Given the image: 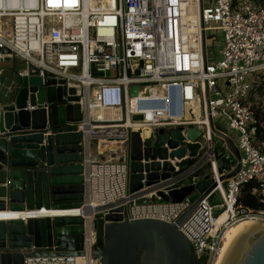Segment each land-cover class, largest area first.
Wrapping results in <instances>:
<instances>
[{"label":"built area","instance_id":"built-area-1","mask_svg":"<svg viewBox=\"0 0 264 264\" xmlns=\"http://www.w3.org/2000/svg\"><path fill=\"white\" fill-rule=\"evenodd\" d=\"M101 1L0 0V64L18 62V81L35 76L44 88L50 80L54 88L74 89L78 102L70 104L79 105L81 111L77 132L82 137L83 199L76 213L69 215L83 221L80 255L63 253L26 259L24 264H100L93 256V223L98 215L174 223L189 204L141 205L140 199L156 197V192L129 193L130 135L137 132L141 143L150 140L153 146L158 129L194 127L202 133L197 164L215 169L214 152H222L218 147L230 156L220 139L214 143L211 131V127L217 129L214 120L223 117L227 129L238 134L236 147L243 153L240 170L225 187L220 182L222 189L215 176L221 205L210 207L203 200L178 227L203 264H210L222 246L226 227L264 222V209H242L238 204L248 185L247 193L264 204V142L256 141L259 124L248 103L256 80L264 74V4L253 0H108L99 5ZM187 16L196 19L195 27L189 26ZM218 32L224 47L221 59L213 62L208 49ZM15 84L11 81L6 93ZM133 88L136 95H131ZM189 106L203 113L201 121L187 119ZM49 107L45 103L47 120ZM93 110L101 115L94 116ZM108 114H117L119 119ZM144 129L147 136H142ZM101 141L120 142L123 154L116 150L109 156L98 150L93 154L91 144ZM193 170L180 175L179 188L188 183ZM213 210L228 214L217 232H213Z\"/></svg>","mask_w":264,"mask_h":264},{"label":"water","instance_id":"water-1","mask_svg":"<svg viewBox=\"0 0 264 264\" xmlns=\"http://www.w3.org/2000/svg\"><path fill=\"white\" fill-rule=\"evenodd\" d=\"M52 85L53 81L47 80L44 88L38 77H22L10 102L0 105V211L65 210L81 204L83 149L77 132L81 111L79 105L70 104L78 98L74 89ZM131 95H136V88ZM45 103L50 105L48 120ZM211 131L230 155L214 152L215 169L197 164L202 133L194 127L158 129L153 146L150 140L141 143L137 132L131 133L129 193L156 192L157 198L140 199L141 205L186 203L189 208L171 224L159 219L129 221L116 214L96 216L93 256L100 264H203L178 227L203 200L210 207L221 205L217 182L225 187L241 167L233 141L222 129L211 127ZM189 169L195 170L179 188L176 182ZM204 170L208 172L204 174ZM220 214L212 211L213 218ZM82 223L69 216L0 217V264H24L26 259L63 253L80 255ZM218 264H264V222L239 224Z\"/></svg>","mask_w":264,"mask_h":264},{"label":"rangeland","instance_id":"rangeland-1","mask_svg":"<svg viewBox=\"0 0 264 264\" xmlns=\"http://www.w3.org/2000/svg\"><path fill=\"white\" fill-rule=\"evenodd\" d=\"M253 1L258 3V4H260V5L264 4V0H253ZM207 36H210V34H208ZM214 36H215V40L216 41L209 44L210 46H209L208 51H209V57L211 58V60L213 62H217V61H219L221 59V51H222V49L224 47V42H223V36H222L221 32L214 33ZM248 103L250 104L251 109H252L255 117L257 118L258 124H259L258 136L256 138V141H258L259 143L264 142V74H261L259 76V78L256 80V83H255V85L253 87V90L250 93V97L248 99ZM186 113H188V112H186ZM196 114H199L198 110H196ZM100 115H101V113H100ZM110 115H112V114H110ZM114 115H116V114H113L112 118L115 117ZM214 123L220 129H222L226 133H228L229 136L231 137V140L233 141V143L235 145H237L238 134L227 129V121L223 117L216 118L214 120ZM215 139H219V138L215 136V138L213 139L214 143H215ZM216 143H217V141H216ZM99 144H103L105 149L113 148L116 151H120V153H118V154H121V155L123 154L122 144L120 142H118V141H109V142L101 141L98 144H91L90 147H91V151H92L93 154H96L97 150L99 151V149H98V145ZM223 148L224 147H222V148L218 147V150L223 152L224 151ZM240 155L243 156V153L240 152ZM107 156H109L108 153H107ZM242 194L243 193H241L240 198L242 197ZM239 207L244 209L242 206H240V204H239ZM204 264H208V261H205Z\"/></svg>","mask_w":264,"mask_h":264},{"label":"bare ground","instance_id":"bare-ground-1","mask_svg":"<svg viewBox=\"0 0 264 264\" xmlns=\"http://www.w3.org/2000/svg\"><path fill=\"white\" fill-rule=\"evenodd\" d=\"M93 1H97V0H93ZM102 1H104V0H102ZM102 1H101V3H99V5H105L106 2H109L108 0H105L104 2H102ZM94 5H97V4H94ZM187 19H188V24L190 27L193 28L196 26V19L195 18H193L191 16H187ZM4 27H6V24H4ZM4 37H7V35L5 33H4ZM194 104L197 105L196 103H194ZM194 104H192V105H194ZM186 112H187V110H186ZM92 114L94 116L100 115L99 112H97L96 110H93ZM186 115H187V113H186ZM114 116H115L114 119H119L117 114ZM203 117H204L203 113L199 111L198 117L191 122L201 121L203 119ZM147 135H148V130L144 129L142 132V136H147ZM105 142H107V141H105ZM113 150H115V149L111 148L108 150L109 155H110V152ZM173 162L175 163V160ZM218 186H219V189H222V187H221L222 185L220 182L218 183ZM75 213H76V211H74V209H65V210L64 209L63 210H45V209H42V210H34V211H30V212H28V211L11 212L8 210H4V211H0V217L4 218V220H8V219L13 218V216L17 217V218L19 217V219H25L27 217H35V218L56 217V216L57 217H63V216L73 215ZM227 218H228V214L226 212H222L218 217H216V220L214 222L213 232H217L220 229L221 225H223L225 223ZM242 223H246V222H239V223H236L235 225H230V226L226 227L225 232H223L224 237H223L222 246L219 249L215 260L212 261L210 264H218L220 257L224 251V248H225L226 244L228 243L231 235L233 234V232L235 231L237 226L239 224H242Z\"/></svg>","mask_w":264,"mask_h":264},{"label":"crops","instance_id":"crops-1","mask_svg":"<svg viewBox=\"0 0 264 264\" xmlns=\"http://www.w3.org/2000/svg\"><path fill=\"white\" fill-rule=\"evenodd\" d=\"M20 64L18 62L12 61V62H4L3 64H0V105L3 104H8L10 102V97H11V93L15 92L17 90L16 85H18V80L16 79V71L19 68ZM14 81L15 87L11 88V90H9V92L5 93L6 91L4 90L5 87L10 85V82ZM194 107H196L197 105H193ZM193 106H189L187 108V119L191 122L194 119H196L198 117L199 114H196V108L194 109ZM191 111V112H190ZM190 112V113H189ZM199 113V111H198ZM216 128H219L216 125ZM220 129V128H219ZM223 132H225L224 130H222ZM230 137V136H228ZM98 149L99 152L101 154H104L105 156H107V153L109 154V149H105V147L103 146V144H99L98 145ZM203 167H207V164L204 163L202 165ZM208 172L207 170H204V174ZM19 218V217H18ZM24 218V217H23Z\"/></svg>","mask_w":264,"mask_h":264},{"label":"trees","instance_id":"trees-1","mask_svg":"<svg viewBox=\"0 0 264 264\" xmlns=\"http://www.w3.org/2000/svg\"><path fill=\"white\" fill-rule=\"evenodd\" d=\"M250 185L246 186L245 190L242 192V197L238 200V204L243 208L257 210V209H264V205L260 203L259 198L256 196L250 195L248 189Z\"/></svg>","mask_w":264,"mask_h":264}]
</instances>
